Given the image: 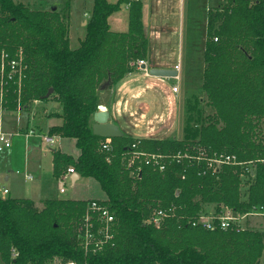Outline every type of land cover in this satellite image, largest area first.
Returning a JSON list of instances; mask_svg holds the SVG:
<instances>
[{
    "label": "trees",
    "instance_id": "trees-1",
    "mask_svg": "<svg viewBox=\"0 0 264 264\" xmlns=\"http://www.w3.org/2000/svg\"><path fill=\"white\" fill-rule=\"evenodd\" d=\"M130 6L129 30L114 33L109 18ZM142 3L136 0H94L86 37L77 49L69 43V24L56 9L33 11L14 0H0V53L11 57L22 48L28 70L21 104L57 100L63 107L61 126L49 134L74 139L78 159L54 152V176L73 168L83 178L99 183L105 203L117 221L113 247L85 258L77 226L89 201L49 200L38 209L29 199L0 198V264H260L264 232L248 230L210 232L190 221L215 206L247 213L264 206V166L246 199L241 195L240 169H209L205 162L165 161L160 172L144 167L132 176L124 158L137 141L123 135L112 138V152L100 151L105 139L91 126L99 94L134 71L132 63L145 60L148 41ZM203 91L212 113L199 130L192 127L195 107H186L185 139L140 141L149 154L175 156L198 143L211 155L230 154L240 162L264 156V0H227L207 14ZM218 41L215 42L214 39ZM53 94L46 98L50 90ZM11 85L7 106L17 110L19 95ZM8 108V109H9ZM202 112H199V115ZM173 210L161 227L146 221L155 209ZM18 256L14 258L12 252Z\"/></svg>",
    "mask_w": 264,
    "mask_h": 264
},
{
    "label": "crops",
    "instance_id": "crops-1",
    "mask_svg": "<svg viewBox=\"0 0 264 264\" xmlns=\"http://www.w3.org/2000/svg\"><path fill=\"white\" fill-rule=\"evenodd\" d=\"M115 2L117 0H111ZM142 3L143 25L145 35L148 41V53L144 60L146 65L142 66L148 68L149 74L145 71L134 69V71L128 74L123 80L119 81L115 86L108 90H101L99 96V105H103L107 108L110 114V122L117 124L122 131V136L127 135L140 142L144 139L154 140H178L185 139V131L181 125V99L183 97L182 89L179 88V93L176 95L172 92V88L176 87L177 81L174 78L166 77H154L150 75V71L153 69L171 70L173 66L180 65L179 79H182V75L187 76V66H185V72L182 74L183 69V32L185 23L188 24L191 19L190 7L186 10V0H136ZM210 1V0H208ZM23 4V3H22ZM94 6V0H93ZM93 6L89 13L84 14V21L82 26L85 27L88 24V20L91 17ZM29 8V6H27ZM222 6L207 8V14L209 9H214ZM120 11L114 13L109 18V25L111 31L114 33H127L129 30V13L130 6L125 4L121 7ZM31 9V8H30ZM33 11H51V10H37ZM186 11L187 17H186ZM207 16V15H206ZM89 18V19H88ZM189 18V20H188ZM188 20V21H187ZM87 33V32H86ZM86 37V35H85ZM85 39V38H84ZM83 39V40H84ZM83 40L79 42L82 43ZM70 42V39H69ZM80 43V45H81ZM71 47V46H70ZM80 47V46H79ZM72 49V48H71ZM187 63V61H186ZM175 70V69H174ZM204 72V64H203ZM179 87V86H178ZM186 94V92H184ZM50 101V100H49ZM47 101V102H49ZM46 102V103H47ZM62 106V105H61ZM28 110L24 114L29 115ZM63 113V107H62ZM62 113L50 114L48 109L45 108L42 115L38 116L34 123L36 128H29L30 121H26V128L23 129V133L19 128L22 126V112L20 115H16V121L18 125L16 129L18 132L12 129L10 133L14 135V138L25 137L26 139L32 136H26V133L33 130L35 137L37 135L36 130L39 133L49 134L51 128L61 126L63 120L60 117ZM179 117V125L174 129L172 121H176ZM91 126L93 129L94 121L92 119ZM181 128V129H180ZM17 131V130H16ZM15 132V133H14ZM19 133V134H18ZM136 135V137H134ZM58 137V136H57ZM60 139V140H59ZM69 140V141H68ZM73 140L74 143H70ZM136 142V143H137ZM25 145V143H24ZM57 148L50 153L49 165L51 168V176L55 181L59 178L54 176V152L61 151L63 154L72 156L74 159H78L81 152L76 147V141L74 139H65L58 137V142L55 145ZM54 146V147H55ZM76 147V150L70 152L66 147ZM53 148V147H51ZM6 154V153H5ZM18 150L8 151L3 163H0V179L5 184H11V194L13 191H17V187H21L28 182L34 181L32 175L26 174L19 170H12L9 167V158L12 163V156H16ZM71 168V167H70ZM69 169V168H68ZM64 171L62 175L67 174ZM26 176H31L32 180H27ZM78 173L72 174L67 177L66 181H69L72 186H75L80 180H82ZM88 180L89 178H84ZM7 187V186H6ZM8 188V187H7ZM59 190V189H58ZM60 192V191H59ZM104 193V192H103ZM63 194V193H62ZM66 194V191L65 193ZM105 198L102 199H90L81 201H101L105 202L107 196L104 193ZM102 195V196H104ZM101 197V196H100ZM15 199H28L26 197H19ZM35 202L43 203L49 200H61L60 198H41L38 201L30 199ZM80 201V200H70ZM42 209L43 207H38ZM202 215H211L204 213Z\"/></svg>",
    "mask_w": 264,
    "mask_h": 264
},
{
    "label": "rangeland",
    "instance_id": "rangeland-1",
    "mask_svg": "<svg viewBox=\"0 0 264 264\" xmlns=\"http://www.w3.org/2000/svg\"><path fill=\"white\" fill-rule=\"evenodd\" d=\"M15 3H23L25 6H29L31 9L37 10H53L56 9L62 16L66 17V21L69 24V39L72 49H77L80 46V40H83L86 35V29L82 26L84 21V14L91 11L93 6V0H14ZM225 0H186V10L190 7L191 19L188 20V24L185 23L183 34V69L182 74L185 72V66H187V76L182 75V79L176 80L179 88L182 89L183 97L181 99V125L185 129L187 113L186 107L188 104L196 108V111L192 114L193 122L192 127L195 130H199L202 124L207 123V116L212 113V110L208 108L207 96L203 91V64H204V50L207 39V8L210 6H223ZM219 8V7H218ZM186 11V17H187ZM89 19V18H88ZM187 20V21H188ZM187 61V63H186ZM172 66L171 71H175ZM186 92V94L184 93ZM7 108H9L7 106ZM47 108L50 114L62 113L61 104L51 99L49 102H40L39 104L31 105L28 109L29 115L24 114L22 109V126L19 128L23 133V129L26 128V121H30L29 128H36L34 119L42 115L44 109ZM6 115L3 118L6 129L11 132L12 129L18 132L16 126L18 125L16 111L8 109ZM199 112L203 114L199 115ZM174 129L179 125V117L176 121H172ZM181 129V128H180ZM17 130V131H16ZM14 132V133H15ZM37 135L26 139L24 136L21 138H13V147L18 150L16 156H12V163L9 158V167L12 170H19L26 174L32 175L34 181L24 184L21 187H17L19 193L11 194L12 198L26 197L34 199L35 201L41 198H60L61 200H90V199H102L105 195L99 185L93 179L85 180L82 178L75 186H72L69 181L64 182L66 187V194H62L58 190V181H55L51 176V168L49 165L50 152L55 150L57 146L51 148L47 147L42 142V136L44 133H39L36 130ZM136 137V135L134 136ZM60 140V139H59ZM69 141V140H68ZM25 143V145H24ZM70 143H74L71 140ZM68 151L73 152L76 147H66ZM10 151V150H9ZM7 154V152H6ZM6 154L0 155V163H3ZM8 189H12L11 184H5ZM104 195V196H102ZM101 196V197H100ZM92 201V200H91ZM42 203L37 202L38 207H43ZM204 211L207 214H215V206H204ZM253 227H264V219L251 218L248 220ZM260 264H264V256Z\"/></svg>",
    "mask_w": 264,
    "mask_h": 264
},
{
    "label": "built area",
    "instance_id": "built-area-1",
    "mask_svg": "<svg viewBox=\"0 0 264 264\" xmlns=\"http://www.w3.org/2000/svg\"><path fill=\"white\" fill-rule=\"evenodd\" d=\"M227 0H225L226 3ZM256 1V0H251ZM225 5V4H224ZM223 5V6H224ZM218 41L217 38L214 39ZM144 60H138V62L132 63L131 67L134 69L145 71L149 74L148 68L143 69L145 66ZM28 65L26 63V55L22 48L18 49L14 56L11 57L5 51L0 53V155L8 152L13 147L14 135L10 133L4 124V116L6 115L7 97L10 93V86L17 87V93L19 100L17 104L16 112L18 115L22 112V109L27 111V108L21 104V92L23 88V82L26 79V72ZM178 75L174 77L179 80L180 65L175 68ZM174 94L179 93V87L172 88ZM36 104L40 103L35 101ZM34 102V104H35ZM19 134V133H18ZM33 130L26 133V136H34ZM43 144L48 147H54L58 142V137L51 134H45L42 136ZM140 142L132 145L131 150L126 154L124 158V165L127 171H130L132 176H137L141 173L144 167H152L155 170L164 172L166 170L165 161L169 158L172 161L181 163L183 160L190 162L201 163L205 162L209 169H217L223 166H236L240 169L241 179V195L246 199L251 184L254 183L256 178V171L258 165L264 166V156L260 159L240 162L235 155L230 154H217L211 155L207 149L194 143L192 146L187 147L186 151L179 152L175 156H163L161 154H149L142 152L138 149ZM112 139L105 138L101 142L100 151L106 154L112 152ZM76 174L73 168H69L67 174L62 175L58 180V189L60 193H65V180L68 176ZM27 180H32L31 176H26ZM11 197L10 190L6 187L4 181L0 179V198L7 199ZM173 210H164L162 208L155 209L150 215L146 223L155 227H161L166 218L172 216ZM251 218L264 219V206H254L247 213L234 212L231 209H224L220 214L212 215H200L198 218L190 221V224L194 228H202L206 231H236L238 233L248 230H258L264 232V227H253L248 220ZM77 234L79 239V245L84 252L85 258L94 256L103 252L107 247H113L117 237V221L114 213L110 207L101 201L92 200L89 201L86 207L85 215L81 218L77 226ZM12 256L16 258L18 254L13 251ZM52 264H62L61 261L55 260ZM67 264H76L75 262H69ZM87 264V263H85Z\"/></svg>",
    "mask_w": 264,
    "mask_h": 264
},
{
    "label": "water",
    "instance_id": "water-1",
    "mask_svg": "<svg viewBox=\"0 0 264 264\" xmlns=\"http://www.w3.org/2000/svg\"><path fill=\"white\" fill-rule=\"evenodd\" d=\"M145 69V67H143ZM150 75L154 77H168V78H174L178 75V72L171 71V70H160V69H153L150 71ZM109 83H106L102 90H106ZM53 94V90L51 89L49 93L47 94L46 98H49ZM94 126H93V134L98 137L102 138H116L122 136V131L120 130V127L110 122V114L107 111V108L103 105L98 106V111L93 116Z\"/></svg>",
    "mask_w": 264,
    "mask_h": 264
}]
</instances>
